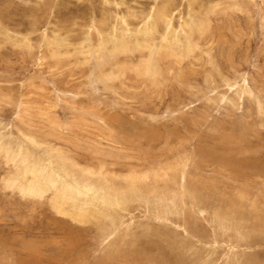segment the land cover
Instances as JSON below:
<instances>
[{"label": "rangeland", "instance_id": "1", "mask_svg": "<svg viewBox=\"0 0 264 264\" xmlns=\"http://www.w3.org/2000/svg\"><path fill=\"white\" fill-rule=\"evenodd\" d=\"M0 264H264V0H0Z\"/></svg>", "mask_w": 264, "mask_h": 264}, {"label": "bare ground", "instance_id": "2", "mask_svg": "<svg viewBox=\"0 0 264 264\" xmlns=\"http://www.w3.org/2000/svg\"><path fill=\"white\" fill-rule=\"evenodd\" d=\"M120 50V49H119ZM88 185V184H87ZM84 187V186H83ZM87 187V186H86ZM62 192L64 193V194H66V195H68V194H70L67 190H65V189H63L62 190ZM38 195V194H37ZM66 195H64V196H66Z\"/></svg>", "mask_w": 264, "mask_h": 264}]
</instances>
